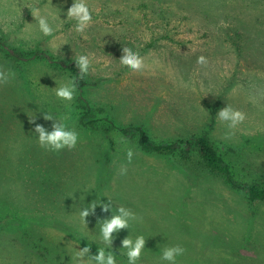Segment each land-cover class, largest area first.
I'll return each mask as SVG.
<instances>
[{
	"label": "rangeland",
	"instance_id": "obj_1",
	"mask_svg": "<svg viewBox=\"0 0 264 264\" xmlns=\"http://www.w3.org/2000/svg\"><path fill=\"white\" fill-rule=\"evenodd\" d=\"M72 3L0 0V68L15 74L0 84V264H75L86 246L128 264L122 240L139 235L137 264H168L162 249L176 244L186 249L177 264H264V202H250L197 151L145 152L139 133L123 132L142 126L159 143L206 135L236 180L264 184V0H87L93 23L84 33L67 18ZM37 15L48 16L52 36ZM123 47L145 57L142 72L120 64ZM7 48L68 62L89 55L84 88L72 101L57 98L72 71ZM227 104L247 119L224 139L216 115ZM44 114L79 133L74 149L39 146L30 120L51 131ZM108 198L113 211L122 205L140 218L113 233L112 248L99 223L111 212L97 206L87 224L79 215Z\"/></svg>",
	"mask_w": 264,
	"mask_h": 264
},
{
	"label": "clouds",
	"instance_id": "obj_2",
	"mask_svg": "<svg viewBox=\"0 0 264 264\" xmlns=\"http://www.w3.org/2000/svg\"><path fill=\"white\" fill-rule=\"evenodd\" d=\"M67 18L76 21L75 31L84 33L85 30L93 23L92 11L89 8L87 0H73L71 7L67 10ZM34 18L38 22L39 30L44 36H52L54 28L50 25L47 15H37ZM122 56L119 62L122 66L131 69L133 72H142L146 68L145 57L138 51L132 48L123 47ZM197 64L207 66V57L201 55L197 58ZM92 61L87 54L79 55L76 58L75 66L79 69L78 77H73L64 85L55 88V95L57 98L72 101L75 97L77 89V79H84L89 73ZM13 72H9L0 68V84H7ZM218 119L227 124L229 132L224 136V139H229L235 133L233 130L237 129L246 119L247 114L237 108L228 105L220 109L216 115ZM44 120L53 121L51 131L45 128L42 124L35 122V118L30 120V123L35 125L33 131L38 134V144L41 148L50 152H60L64 149L72 150L76 147L79 141V133L67 126L63 120L54 118L51 114H44ZM67 119V118H64ZM126 142V141H125ZM135 153L132 148L127 150L126 159L128 164H131ZM128 171L127 164L120 167L119 174L126 175ZM97 206L105 213L111 212L110 218L99 220L100 235L102 241L112 248L114 240L113 233H119L121 229H128L131 221L140 219L136 213L124 206L115 207L113 211V202L108 198L107 202L100 201L99 204L91 202L88 207L81 209L79 215L81 220L87 224L86 218L90 215H95ZM146 239L143 235H139L133 241L129 236L122 240V248L127 249L126 255L128 264H137L140 260L141 254L145 248ZM186 249L179 245L166 246L162 249L161 261H167L168 264H177V257L183 256ZM75 264H117L116 257L113 251L106 252L104 249H98V253L93 255L90 246L83 247L77 250L76 256L73 258Z\"/></svg>",
	"mask_w": 264,
	"mask_h": 264
},
{
	"label": "trees",
	"instance_id": "obj_3",
	"mask_svg": "<svg viewBox=\"0 0 264 264\" xmlns=\"http://www.w3.org/2000/svg\"><path fill=\"white\" fill-rule=\"evenodd\" d=\"M12 54L18 55L24 60L45 59L51 64L68 68L72 71L74 77H78L79 69L75 66V61H64L54 58L50 54L38 50L28 53H19L14 49L7 48ZM84 79H77V87L84 88ZM84 92L81 91V95ZM126 134L139 133V144L145 152H154L157 154L171 155L181 150L183 155L189 156L193 151H197L201 156L205 166L213 173L221 175L234 188L244 191L250 202H264V184L257 182H241L235 179L231 164L214 147L212 140L206 135L191 136L186 139L175 140L173 142H155L150 138L145 127H127L123 129Z\"/></svg>",
	"mask_w": 264,
	"mask_h": 264
}]
</instances>
